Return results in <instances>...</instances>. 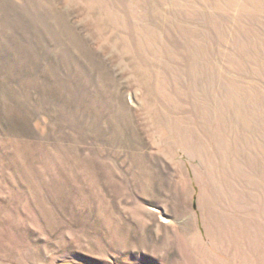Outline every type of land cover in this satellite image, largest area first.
<instances>
[{"label": "rangeland", "instance_id": "rangeland-1", "mask_svg": "<svg viewBox=\"0 0 264 264\" xmlns=\"http://www.w3.org/2000/svg\"><path fill=\"white\" fill-rule=\"evenodd\" d=\"M0 264H264V0H0Z\"/></svg>", "mask_w": 264, "mask_h": 264}]
</instances>
